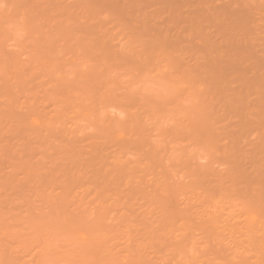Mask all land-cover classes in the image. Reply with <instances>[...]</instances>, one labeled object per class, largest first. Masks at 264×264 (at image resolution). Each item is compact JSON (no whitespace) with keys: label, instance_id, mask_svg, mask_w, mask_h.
<instances>
[{"label":"rangeland","instance_id":"1","mask_svg":"<svg viewBox=\"0 0 264 264\" xmlns=\"http://www.w3.org/2000/svg\"><path fill=\"white\" fill-rule=\"evenodd\" d=\"M0 264H264V0H0Z\"/></svg>","mask_w":264,"mask_h":264}]
</instances>
